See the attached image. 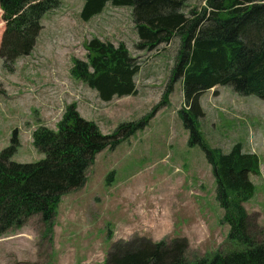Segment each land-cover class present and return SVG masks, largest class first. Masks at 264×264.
I'll return each mask as SVG.
<instances>
[{"label": "rangeland", "instance_id": "rangeland-1", "mask_svg": "<svg viewBox=\"0 0 264 264\" xmlns=\"http://www.w3.org/2000/svg\"><path fill=\"white\" fill-rule=\"evenodd\" d=\"M83 1L60 0L46 11L34 47L16 58L12 71L0 57V148L15 134L12 159H40L44 153L32 142L33 130L40 124L56 128L69 103L103 132L153 111L141 128L96 153L84 183L61 195L51 231L32 215L0 235V264H103L116 243L144 239L185 238L189 260L230 248L211 164L198 144H188L189 130L179 115L184 106L180 78L159 103L179 37L152 48L138 47L130 6L107 3L84 20L79 14ZM203 3L188 0L185 8ZM92 36L125 42L140 64L135 94L103 100L71 75L73 57L85 58V42ZM199 99L200 129L209 144L228 149L240 140L244 149L258 154L259 172L250 174L255 191L243 202L248 228L255 232L256 225H264V98L218 84Z\"/></svg>", "mask_w": 264, "mask_h": 264}, {"label": "trees", "instance_id": "trees-1", "mask_svg": "<svg viewBox=\"0 0 264 264\" xmlns=\"http://www.w3.org/2000/svg\"><path fill=\"white\" fill-rule=\"evenodd\" d=\"M187 1L84 0L79 14L88 20L107 3L126 5L131 7L138 47L152 48L179 37L159 103L166 101L173 82L180 78L184 106L179 115L189 130L188 144H198L211 164L231 246L189 260L185 238L120 242L103 264H264V225H256L255 232H250L243 204L255 191L250 174L259 172L258 154L244 149L240 140L228 149L209 144L200 129L203 108L199 99L203 91L218 84L230 85L238 94L264 98V0H204L189 9L185 8ZM59 4L60 0H0L4 68L12 71L16 58L31 52L44 13ZM85 49V58L73 57L72 76L95 89L103 100L137 92L135 75L140 64L124 41L92 36ZM152 111L103 132L69 103L56 128L40 124L33 130L32 142L44 153L35 161L12 159L18 144L14 134L0 148V235L22 226L32 215H38L46 231H51L61 195L84 183L96 153L141 128Z\"/></svg>", "mask_w": 264, "mask_h": 264}]
</instances>
